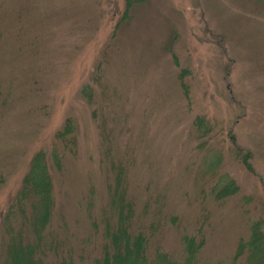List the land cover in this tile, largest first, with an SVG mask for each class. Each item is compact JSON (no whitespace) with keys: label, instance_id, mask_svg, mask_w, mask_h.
Returning <instances> with one entry per match:
<instances>
[{"label":"rangeland","instance_id":"obj_1","mask_svg":"<svg viewBox=\"0 0 264 264\" xmlns=\"http://www.w3.org/2000/svg\"><path fill=\"white\" fill-rule=\"evenodd\" d=\"M124 10L123 0H0V219L31 157L49 150L71 118L77 156L66 158L55 186L56 214L69 229L84 220L85 195L111 149L106 124L136 155L135 192L165 193L167 212L192 226L197 179L209 177L199 166L216 154L196 150L192 121L205 114L215 127L211 150L222 158L217 172L235 180L240 196L218 206L201 189L211 212L202 257L229 256L249 221L264 216V0H148L113 38ZM183 68L189 105L178 86ZM101 76L116 115L94 123L81 91L93 85L106 102ZM228 130L251 173L229 158ZM173 232L162 242L179 252Z\"/></svg>","mask_w":264,"mask_h":264},{"label":"trees","instance_id":"obj_2","mask_svg":"<svg viewBox=\"0 0 264 264\" xmlns=\"http://www.w3.org/2000/svg\"><path fill=\"white\" fill-rule=\"evenodd\" d=\"M123 1L125 10L115 27L113 38L119 24L131 17L132 8L148 2ZM188 74V68L180 70L178 86L189 105V89L184 81ZM97 82L105 86L104 98L107 97V101L109 97L112 99L107 84L102 82V76ZM81 94L92 108L91 120L94 123L97 119L103 123L109 116L115 119L113 99L110 104L104 100L102 102L93 85H86ZM207 119V115L198 114L192 121L198 142L196 150L216 152L211 164L204 161L205 164L199 166L205 171L204 174L209 175L208 179H197V182L198 185L200 182L201 189L210 190L206 196L212 204L219 206V203L239 197L240 187L225 173L217 172L222 158L218 157L217 148L211 150L215 127H211ZM112 127V124H106L109 130L102 129L109 141L107 148L111 149L107 150L108 157L100 163V179L93 177L95 184L92 180L85 195L84 220L80 223L83 229L78 218L75 220L76 230L72 231L64 217L56 214V179L65 171L66 158L77 156V128L74 121L70 118L64 122L49 150H39L31 157L20 189L1 215L0 264H264L262 215L249 221L247 232L236 239L229 256L203 260L211 216L206 206V196L200 189V207L191 226L192 219L188 225L181 216L167 212L169 202L165 193L135 192L132 169L136 155L130 146L127 149L121 147L122 142L117 139L116 129ZM227 132L231 141L229 158L251 173L249 155L238 147L233 133L230 130ZM3 180L0 173V185ZM153 193L162 198L153 196ZM249 199L252 200L248 196ZM241 200L248 203L243 197ZM60 219L64 222L59 223ZM170 230L178 237L179 252L167 250L162 242Z\"/></svg>","mask_w":264,"mask_h":264}]
</instances>
